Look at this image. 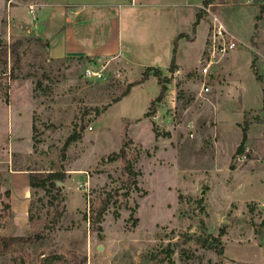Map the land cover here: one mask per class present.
Instances as JSON below:
<instances>
[{
  "label": "rangeland",
  "instance_id": "1",
  "mask_svg": "<svg viewBox=\"0 0 264 264\" xmlns=\"http://www.w3.org/2000/svg\"><path fill=\"white\" fill-rule=\"evenodd\" d=\"M27 1L13 0L8 6V0H0L3 42L38 38L26 32L28 17L18 10ZM153 1L143 8L140 0H122L120 12L135 38L136 58L171 79L155 116L145 114L159 95L158 82L136 86L115 103L130 81L153 68L138 62L129 71L120 62L108 63L109 58L95 63L52 60L48 49L31 43L21 49L22 78H0V172L18 182L23 178L19 172L65 175L55 192L30 189L25 212L15 207L18 219L0 211V236L28 237L37 230L42 238L16 246L0 256V264H168L163 260L168 248L174 251L173 264H264V93L256 79H264V23L252 28V11L239 4L244 1L211 5L227 33L231 24L243 40L212 71L206 81L210 91L202 94L198 61L207 55L213 16L204 13L197 42L189 32L193 42L178 44L181 68L171 75L174 44L169 34L192 26L171 24L165 11L151 6ZM252 2L259 11L260 1ZM200 9L203 3L196 13ZM126 10L131 16L124 17ZM144 50L148 56L140 53ZM87 69L101 71V77H86ZM245 120L248 141L244 154L236 156ZM128 139L141 191L132 190L126 199L123 164L106 159ZM57 192L61 202L51 199ZM107 194L114 198L93 227L89 216ZM30 203L35 226L28 221ZM222 231V256L202 247L203 240L220 237Z\"/></svg>",
  "mask_w": 264,
  "mask_h": 264
},
{
  "label": "crops",
  "instance_id": "2",
  "mask_svg": "<svg viewBox=\"0 0 264 264\" xmlns=\"http://www.w3.org/2000/svg\"><path fill=\"white\" fill-rule=\"evenodd\" d=\"M121 1L122 0H29L19 7L18 10L22 9L26 13L30 23L25 27L27 31L24 30L27 33H35L38 38L49 43L48 57L52 60L84 56L95 58L99 62L102 59L109 58L108 63L112 61L120 62L124 69L129 71L132 70L131 66L134 62H138L143 68H156L150 66L148 63L144 64L140 58H136V41L134 36L128 34L129 24L124 22L123 16L121 17L120 11L123 10ZM140 1V6L144 8L148 1L151 0ZM241 1L244 2H240L239 4L252 11L250 17L252 28H254L256 24L255 18L258 14L257 6L256 4L254 5L252 0ZM202 3L203 0H154L150 4L151 6H158L165 11V14L169 16L171 24H176L175 26L184 24L187 28L190 26L193 28V24L196 20V10L201 7ZM30 5L35 7L33 15H30L28 11V6ZM132 5H134V3H132ZM13 9L14 8H12V11ZM130 10H126L127 15L124 17L131 16L132 13ZM202 26V23H200L197 27L195 33L196 42L200 37ZM178 28L179 29L176 28L169 34V42L170 40L174 42V39L180 34H187L190 36L188 33L192 32V28L186 31L185 29H180V27ZM237 31L238 30L230 24V35L238 42H241L243 39L239 36V31ZM186 41L193 42L191 39L190 41L188 39H181L178 44L181 42L186 43ZM157 47L160 51V44H157ZM140 53L143 56H148L146 50ZM178 55L179 54L176 56V65L178 69H180L181 66L178 63ZM133 81L135 80L129 83ZM149 82L157 83V80L151 76L145 83ZM170 87H172V85H170ZM131 93L132 91L130 94ZM157 119L159 118H154V121ZM19 173H22L23 177L21 178V182H18L20 180H16V176H12L11 180L13 190L15 191L16 188H19L16 194L12 191L10 199L12 211L16 219L19 217V212L15 209L16 205L19 208H23L25 212L29 202L24 200L30 195L28 174L26 172ZM20 196L21 198H19Z\"/></svg>",
  "mask_w": 264,
  "mask_h": 264
},
{
  "label": "trees",
  "instance_id": "3",
  "mask_svg": "<svg viewBox=\"0 0 264 264\" xmlns=\"http://www.w3.org/2000/svg\"><path fill=\"white\" fill-rule=\"evenodd\" d=\"M259 11L255 18L256 25L255 28H258V23L264 21V0H259ZM216 2V0H204L203 1V9H200L196 14V20L193 24L192 33L195 34L197 27L200 25L201 21L204 17V8L208 7L209 5H212ZM181 39H188L190 40V37L187 34H180L178 37L174 39V48H173V59L169 68V73L173 75L177 71V65H176V54H177V48H178V42ZM31 43H35L42 49H48L49 43L36 37H25L20 38L16 40L15 42L11 44H7L3 42L0 39V62L4 65L3 69H0V78L7 77L8 81L10 80H18L22 78V76L19 75V72L22 69V54L21 49L27 45H30ZM76 58L79 62H85V63H95V58L91 57H72ZM153 76L160 86V92L159 95L150 102L149 110L145 114L146 118H150L156 115L157 111V105L161 102H163L166 99V95L168 92V85L171 83V79L168 77L163 76V73L161 70L157 68H146L143 72L140 79L130 83L125 90L121 93V95L115 99V103H119L122 101L125 97H127L131 90L139 85L144 84L147 82L150 77ZM257 81L262 87V91L264 93V79L262 76L256 77ZM43 86V80L38 81L36 83L35 91L40 90ZM7 98V95H6ZM8 102V100H6ZM264 103V98H263ZM264 111V106H263ZM83 129V127H81ZM32 130L34 133V145L39 143V140L37 139V136L35 135L36 126L33 123ZM248 130H249V123L245 120V126L243 129V136L242 141L240 143V146L237 149L236 156H241L245 152V145L248 141ZM127 137V135H126ZM80 138V136H74L71 141L75 142ZM67 142L65 144V148L68 147L70 142ZM132 144V140L128 139L127 141L123 142L122 147L120 148L119 152L110 154L106 162L108 163H116L118 161H121L123 164L122 167V175L126 178V192L123 194V197L128 199L130 196V192L132 190L134 191H141L138 187V178L140 177L141 173L135 169V163L137 161L136 158H132L128 154L129 146ZM231 169H234V166H232ZM28 171V170H27ZM65 175L61 171H51L47 174H37L33 173L32 171H29L28 174V181H29V187L32 190L40 189L45 191L46 193L55 192L57 191L58 183H62L64 181ZM11 180L5 175V173L0 172V211H3L7 215L13 214L10 198H11V191L9 189ZM4 189V190H3ZM6 198L8 200V203L2 202V199ZM60 198V199H59ZM114 196L111 194H107L103 200L101 201V206L99 208H94L91 215L89 216V222L90 224L95 227L96 225H99L101 223V220L105 213L108 210V207L110 206ZM51 199L57 200L59 199L60 202L62 201L61 196L59 195V192L55 194ZM59 202V203H60ZM58 203V205H60ZM51 206H54V202H50ZM131 211L130 219H133V215L135 214L136 207L129 208ZM0 212V217H1ZM117 216V215H116ZM28 221L30 224L35 226L36 218L33 213V205L30 203L28 206ZM137 223V220L134 219V225ZM101 229L100 226L98 227V230ZM224 231L220 233V237L211 238L212 240H203L201 245L202 247L210 250H214L218 256L223 255V248L221 247V240L220 238L224 236ZM41 234L37 230L34 231L33 235L28 237H7V236H0V256H4L6 253L13 251L16 246H23V245H29V244H36L37 242H41ZM174 251L171 248H168L164 252V261H167L168 264H173L171 257L173 255ZM52 260V259H50Z\"/></svg>",
  "mask_w": 264,
  "mask_h": 264
},
{
  "label": "built area",
  "instance_id": "4",
  "mask_svg": "<svg viewBox=\"0 0 264 264\" xmlns=\"http://www.w3.org/2000/svg\"><path fill=\"white\" fill-rule=\"evenodd\" d=\"M13 3V0H8V6ZM211 5L204 8L205 13L213 16L210 9ZM30 15H33L35 7L33 5L28 6ZM209 48L207 55L198 61V65L201 66L199 73L203 79L201 93H208L210 90L207 87V79L212 74V71L225 59L229 52L237 50L239 48V42L229 35L225 30L223 24H221L216 16L212 19V28L210 30V36L208 40ZM86 77L100 78L101 71H93L87 69L85 71ZM91 129V128H90Z\"/></svg>",
  "mask_w": 264,
  "mask_h": 264
},
{
  "label": "water",
  "instance_id": "5",
  "mask_svg": "<svg viewBox=\"0 0 264 264\" xmlns=\"http://www.w3.org/2000/svg\"><path fill=\"white\" fill-rule=\"evenodd\" d=\"M59 184V183H58Z\"/></svg>",
  "mask_w": 264,
  "mask_h": 264
}]
</instances>
